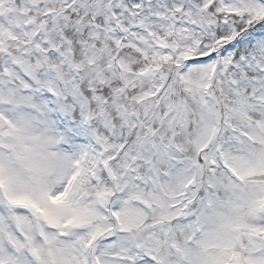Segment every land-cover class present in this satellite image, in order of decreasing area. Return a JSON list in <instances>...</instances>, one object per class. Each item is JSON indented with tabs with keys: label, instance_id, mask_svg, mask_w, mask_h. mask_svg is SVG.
Masks as SVG:
<instances>
[{
	"label": "snow or ice",
	"instance_id": "6c2138e0",
	"mask_svg": "<svg viewBox=\"0 0 264 264\" xmlns=\"http://www.w3.org/2000/svg\"><path fill=\"white\" fill-rule=\"evenodd\" d=\"M0 264H264V0H0Z\"/></svg>",
	"mask_w": 264,
	"mask_h": 264
}]
</instances>
